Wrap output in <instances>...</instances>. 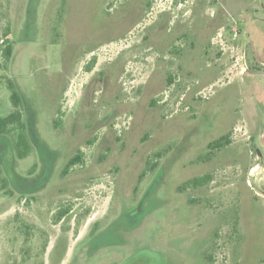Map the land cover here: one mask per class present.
<instances>
[{
    "label": "rangeland",
    "instance_id": "374dc122",
    "mask_svg": "<svg viewBox=\"0 0 264 264\" xmlns=\"http://www.w3.org/2000/svg\"><path fill=\"white\" fill-rule=\"evenodd\" d=\"M146 1L0 0V264H264V0Z\"/></svg>",
    "mask_w": 264,
    "mask_h": 264
},
{
    "label": "trees",
    "instance_id": "16d2710c",
    "mask_svg": "<svg viewBox=\"0 0 264 264\" xmlns=\"http://www.w3.org/2000/svg\"><path fill=\"white\" fill-rule=\"evenodd\" d=\"M10 33V28L6 27L5 31L3 32V36L5 39L2 41L4 42L1 45V53L3 59L5 61H9L12 52H13V45L11 39L8 37ZM95 63V57L90 59L89 64L85 67L86 71L91 70L93 64ZM7 89L10 92V101L13 105L12 111H10L5 116H0V137L1 136H8L10 141L9 144L12 150V153L18 158H24L27 153H29L30 143L27 137L25 122L23 119L22 114V98L20 93L17 90L14 82L8 78L7 79ZM228 143V134L220 135L218 138L214 139L213 141L207 144L208 152L202 156V160H210L214 152L216 150H221L224 148ZM159 154V153H158ZM157 154V155H158ZM81 153L78 151L74 155L70 156L66 161L63 170L60 172V176L63 177L67 174L69 168L73 165L81 162ZM148 163V170H153L154 163L150 161ZM147 171V169L145 170ZM210 175H202V176H194L186 181H184L180 188H184L189 185L198 186L207 183L210 180ZM69 208H61L57 211L56 217L57 220H60L68 211ZM47 243L45 242L42 246L43 250L46 249Z\"/></svg>",
    "mask_w": 264,
    "mask_h": 264
},
{
    "label": "flooded vegetation",
    "instance_id": "af4514ba",
    "mask_svg": "<svg viewBox=\"0 0 264 264\" xmlns=\"http://www.w3.org/2000/svg\"><path fill=\"white\" fill-rule=\"evenodd\" d=\"M203 1H205L206 5L211 4L208 2V0H201L202 3H203ZM144 5L149 7V0H147L144 3ZM244 40L246 41V43H248V50H245L244 54L245 55L247 54L249 59L252 58L254 61V65H253L254 69H252V67L247 66L246 68H244V73L249 72L250 74H264V70L261 69V66H264V50L259 54V56L258 55L256 56V58H257V60H256V58L253 54V49L256 52L255 43H253L251 41V39L247 38V37H245ZM263 134H264V128L261 130V132L259 134V137H258L259 143H263V141L261 140V137L263 136ZM256 149L257 148H255V150Z\"/></svg>",
    "mask_w": 264,
    "mask_h": 264
},
{
    "label": "water",
    "instance_id": "95a60500",
    "mask_svg": "<svg viewBox=\"0 0 264 264\" xmlns=\"http://www.w3.org/2000/svg\"><path fill=\"white\" fill-rule=\"evenodd\" d=\"M261 140L263 141V143H264V134H263V136L261 137Z\"/></svg>",
    "mask_w": 264,
    "mask_h": 264
},
{
    "label": "crops",
    "instance_id": "0c3cea01",
    "mask_svg": "<svg viewBox=\"0 0 264 264\" xmlns=\"http://www.w3.org/2000/svg\"><path fill=\"white\" fill-rule=\"evenodd\" d=\"M259 43V42H258Z\"/></svg>",
    "mask_w": 264,
    "mask_h": 264
}]
</instances>
